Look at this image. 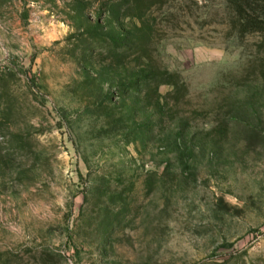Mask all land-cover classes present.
Instances as JSON below:
<instances>
[{"label": "rangeland", "instance_id": "rangeland-1", "mask_svg": "<svg viewBox=\"0 0 264 264\" xmlns=\"http://www.w3.org/2000/svg\"><path fill=\"white\" fill-rule=\"evenodd\" d=\"M240 1L0 0V264H264Z\"/></svg>", "mask_w": 264, "mask_h": 264}, {"label": "trees", "instance_id": "trees-1", "mask_svg": "<svg viewBox=\"0 0 264 264\" xmlns=\"http://www.w3.org/2000/svg\"><path fill=\"white\" fill-rule=\"evenodd\" d=\"M237 12L244 28L264 31V3L258 0H242L236 3ZM104 42V41H102Z\"/></svg>", "mask_w": 264, "mask_h": 264}]
</instances>
